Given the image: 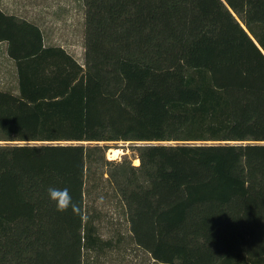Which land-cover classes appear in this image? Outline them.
<instances>
[{"label":"trees","instance_id":"trees-1","mask_svg":"<svg viewBox=\"0 0 264 264\" xmlns=\"http://www.w3.org/2000/svg\"><path fill=\"white\" fill-rule=\"evenodd\" d=\"M85 7L80 62L0 6L17 69L0 78V264H107L128 246L153 264H264V0ZM88 141L148 143L134 165Z\"/></svg>","mask_w":264,"mask_h":264},{"label":"rangeland","instance_id":"rangeland-1","mask_svg":"<svg viewBox=\"0 0 264 264\" xmlns=\"http://www.w3.org/2000/svg\"><path fill=\"white\" fill-rule=\"evenodd\" d=\"M5 2L10 5L18 3L21 7L29 8L28 10H15L13 12L29 19H36L39 25H43L41 28L44 30L46 39L50 43H63L74 50H80L82 52L84 48L85 33V0H5ZM81 59L84 60V56ZM8 86L12 87L13 83ZM14 89H16L15 86ZM146 143L148 142L106 143V145L110 146V149L114 147L121 148L124 153H126H123L120 158H110L107 151V158L115 162L129 158L134 165H138L135 164V160L138 159L137 151L133 150V147L131 146ZM110 205V216H112V218H119L123 221L121 231L128 234V222L125 218L116 214L115 208L112 207V204ZM104 234L105 236L110 235L106 228H104ZM107 264H153V261L146 258V255L142 250H136L133 247L128 246L124 249L113 252L112 257L108 258Z\"/></svg>","mask_w":264,"mask_h":264},{"label":"crops","instance_id":"crops-1","mask_svg":"<svg viewBox=\"0 0 264 264\" xmlns=\"http://www.w3.org/2000/svg\"><path fill=\"white\" fill-rule=\"evenodd\" d=\"M0 6H1V8L3 10L10 11V13L15 11V10H20L21 11V10H28L29 9V8H26V7L19 6L18 3H15V4L13 3V5H10V4L6 3L5 0H0ZM34 9H36V8H34ZM31 20L35 21L39 25V23H38V21L36 19H31ZM39 26L41 27L43 25H39ZM45 43L46 44L61 45L67 51L72 53L80 62L82 60L81 58L83 57V54H84V48H83V50L81 52L80 50H78V51L74 50L70 46H67L66 44H63V43H55V42L50 43L46 39V36H45ZM9 74H11L12 77H14V75L16 76L17 69H16V66H15L14 60L7 55V44L5 42H1L0 41V78H1V80H3L4 76H7ZM7 79L8 78L6 77L5 82H8Z\"/></svg>","mask_w":264,"mask_h":264},{"label":"clouds","instance_id":"clouds-1","mask_svg":"<svg viewBox=\"0 0 264 264\" xmlns=\"http://www.w3.org/2000/svg\"><path fill=\"white\" fill-rule=\"evenodd\" d=\"M47 193L49 199L55 203L57 211L65 212L71 209L75 213L78 210L79 205L73 200L67 188L49 187Z\"/></svg>","mask_w":264,"mask_h":264},{"label":"bare ground","instance_id":"bare-ground-1","mask_svg":"<svg viewBox=\"0 0 264 264\" xmlns=\"http://www.w3.org/2000/svg\"><path fill=\"white\" fill-rule=\"evenodd\" d=\"M124 153V151L121 148H111L108 150V156L110 158H120V156ZM140 159L135 160V164H139Z\"/></svg>","mask_w":264,"mask_h":264},{"label":"water","instance_id":"water-1","mask_svg":"<svg viewBox=\"0 0 264 264\" xmlns=\"http://www.w3.org/2000/svg\"><path fill=\"white\" fill-rule=\"evenodd\" d=\"M83 143H100V144H104V143H109V142H93V141H88V142H83ZM126 154V153H124Z\"/></svg>","mask_w":264,"mask_h":264}]
</instances>
